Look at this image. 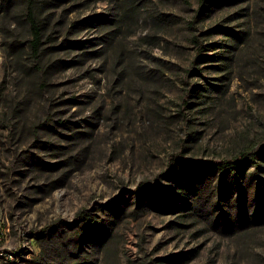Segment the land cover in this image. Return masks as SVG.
Returning <instances> with one entry per match:
<instances>
[{"label": "rangeland", "instance_id": "obj_1", "mask_svg": "<svg viewBox=\"0 0 264 264\" xmlns=\"http://www.w3.org/2000/svg\"><path fill=\"white\" fill-rule=\"evenodd\" d=\"M0 249L264 264V0H0Z\"/></svg>", "mask_w": 264, "mask_h": 264}, {"label": "trees", "instance_id": "obj_2", "mask_svg": "<svg viewBox=\"0 0 264 264\" xmlns=\"http://www.w3.org/2000/svg\"><path fill=\"white\" fill-rule=\"evenodd\" d=\"M30 17L33 22L32 26H33V34H34V40L32 41V47L35 52H38L39 47L41 45L42 30H41V26L37 24L32 14H30ZM250 160H251L250 153L243 152L238 157L232 160H224L222 162H218L213 165L215 169H217L218 171L223 172L226 175H229L230 173L236 172L240 167H242L245 163L249 162ZM82 216H84V214Z\"/></svg>", "mask_w": 264, "mask_h": 264}, {"label": "bare ground", "instance_id": "obj_3", "mask_svg": "<svg viewBox=\"0 0 264 264\" xmlns=\"http://www.w3.org/2000/svg\"><path fill=\"white\" fill-rule=\"evenodd\" d=\"M2 254V252H1V249H0V255Z\"/></svg>", "mask_w": 264, "mask_h": 264}]
</instances>
